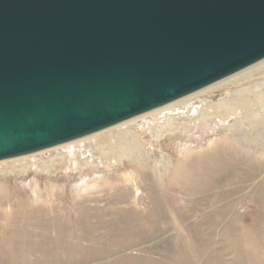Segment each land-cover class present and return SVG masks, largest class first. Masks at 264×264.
<instances>
[{
	"label": "water",
	"instance_id": "water-1",
	"mask_svg": "<svg viewBox=\"0 0 264 264\" xmlns=\"http://www.w3.org/2000/svg\"><path fill=\"white\" fill-rule=\"evenodd\" d=\"M264 59V0H0V162Z\"/></svg>",
	"mask_w": 264,
	"mask_h": 264
},
{
	"label": "bare ground",
	"instance_id": "bare-ground-1",
	"mask_svg": "<svg viewBox=\"0 0 264 264\" xmlns=\"http://www.w3.org/2000/svg\"><path fill=\"white\" fill-rule=\"evenodd\" d=\"M228 88L234 90L214 100ZM203 99L207 101L202 103ZM198 101L202 105L191 107ZM182 109L186 111L179 112ZM224 115L233 125L229 130L217 129L219 136L211 141L210 151L170 157L164 168L156 170L150 164L152 151L134 126L151 118L144 125L153 141L166 133L169 138L188 139L193 136L190 128ZM157 123L164 124L158 135L153 128ZM109 137L122 143L125 154L103 144ZM90 141L100 144L98 149L105 155L98 165L94 163L96 169L91 165L90 169L103 172L120 166L124 171L129 167L123 174L125 180L135 183V196L139 192L137 179L145 182L149 204L141 206V198L132 202L127 190L110 197L109 211L92 213L85 205L71 211L47 206L44 211L35 208L11 217L0 211V264H264V59L165 106L57 146L71 151L36 163L41 168L54 162L69 165L72 159L75 163L80 149ZM45 151L49 149L39 153ZM32 155L12 160L20 162ZM34 167L27 165L21 170L33 171ZM243 191L257 203L253 217L238 210L237 197ZM6 196L0 186L3 210L11 200ZM180 196L194 199L192 209L198 217L183 209ZM169 217L177 225L184 224L185 230L167 239L163 230L171 226ZM203 227L207 232H201ZM159 242L163 247L157 250L153 246ZM217 242L223 244L220 250L214 245ZM165 243L178 244L177 250ZM34 255L38 258L32 259Z\"/></svg>",
	"mask_w": 264,
	"mask_h": 264
},
{
	"label": "rangeland",
	"instance_id": "rangeland-1",
	"mask_svg": "<svg viewBox=\"0 0 264 264\" xmlns=\"http://www.w3.org/2000/svg\"><path fill=\"white\" fill-rule=\"evenodd\" d=\"M232 90H234V88L225 89L224 91L220 92L214 100H217L218 97H220L221 95H225ZM206 101L207 100L203 99L202 103ZM200 105L202 104L198 101L196 103H193L191 107L198 108ZM185 111L186 109H182L179 112ZM147 120L149 122L152 121L151 118ZM147 120L145 119L143 120V122L134 126L136 130L138 128V130L143 135V142L147 143V150L152 151V153L150 154V164L155 166L154 170L164 168L170 157L176 158L185 156L188 153L210 151V149L212 148L211 141L217 139L219 136V132L217 131V129L221 130L222 127L224 130H229L231 128V125H233L232 121H228L226 115L220 117L217 116L208 122L206 121V123L204 124L201 123L190 128V132L193 133V136L188 139L179 138L177 137V135H175L174 138H169L168 133H166L163 138H160L157 141H153L152 135L144 125ZM218 123L220 125H218ZM142 124L143 126L139 127V125ZM163 125V123H157L153 126V128L155 127L154 131L157 135L160 134L161 131L163 132ZM91 142L92 141L87 143V145H89L86 147L87 149H80L81 152H79V156H76L75 163L73 161L74 159H72V162L69 163V165L65 166L57 165L58 163L56 164V162H54L51 166L49 165L46 168H41V166L37 164L36 161L41 159L49 160L52 156L66 154L67 152V154H69V151H71L70 147L68 149L54 148L42 153L38 152L40 155L38 153L36 155L31 154L32 156L26 157L27 159H20V162L17 160L14 161L12 159L11 161H1L0 186H2L3 190L8 194L6 198L8 200L11 199L9 203H6L4 210L0 208V211L3 213V215L11 217L14 215H19V213L23 211H32L35 208H39L44 211L46 210L47 206H54L58 211H71L79 205H85L88 209H91L92 213L100 209H106L105 211H109L106 205L110 197H112L113 195H117V193L119 192H125L127 190L131 194L132 202H134L137 198H141L143 201L141 206H144L146 204L148 205L149 199L145 198L146 196L144 192V190L147 188L146 183L137 179L136 184L139 186V192H137L138 195L135 196V183L130 182L129 180H125L126 175L123 174L127 173L128 170H130L129 167L124 171L121 170L122 168L120 166L115 167H119V170H104L103 172L101 169L99 171L90 169L92 168L90 167V165L93 167L94 163L98 165L101 161L102 156H105L98 149L100 144L95 143L94 141L92 143ZM103 144H108V147H111V150H117L119 153H124L121 149V147L123 146H121L122 143H118L117 139L115 138H106L103 141ZM158 144L162 145V149L158 148ZM114 164H117V160L114 161ZM27 165H31L32 167L35 166L34 168L36 170L23 172L21 168ZM125 165L127 164L125 163ZM92 182H96V184L93 187H90V183ZM34 183H36V185ZM35 186H37V189H35ZM40 191L41 194H39ZM242 193L245 197L242 195ZM242 193L237 197V200L239 202L238 210L239 212H241V214L253 217V215L258 212L257 203L251 196V194H248V191H246V193L245 191H243ZM180 197L183 199V209H185L186 211H191L195 218L198 217V212L192 209L194 199L191 197ZM9 205L11 206L9 207ZM107 214L110 215V213ZM172 218L173 217L168 218L170 221H172L170 223L171 226H168L163 230V234L167 239L170 238L171 235H175L176 232L181 233L185 230L184 224L177 225L173 222ZM108 219L109 217L105 218L104 221ZM29 229H32V231L34 230V228ZM99 231L103 232L104 230L100 229ZM204 231L207 232L206 227H203L201 229L202 233H204ZM83 245V247H86L85 245H87V243L84 241ZM214 245L217 250L223 248V244L220 242H217ZM164 246H170L172 250L176 251L178 244L167 245V243H165ZM153 247L158 250L163 247V244L159 242ZM154 255L157 258L160 256L158 253H155ZM35 258L38 257L34 255L32 259Z\"/></svg>",
	"mask_w": 264,
	"mask_h": 264
}]
</instances>
